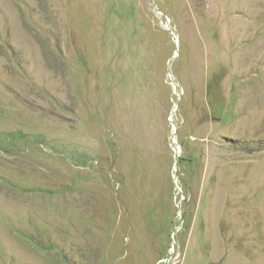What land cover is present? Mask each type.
I'll use <instances>...</instances> for the list:
<instances>
[{
    "label": "rangeland",
    "instance_id": "rangeland-1",
    "mask_svg": "<svg viewBox=\"0 0 264 264\" xmlns=\"http://www.w3.org/2000/svg\"><path fill=\"white\" fill-rule=\"evenodd\" d=\"M0 264H264V0H0Z\"/></svg>",
    "mask_w": 264,
    "mask_h": 264
},
{
    "label": "water",
    "instance_id": "water-1",
    "mask_svg": "<svg viewBox=\"0 0 264 264\" xmlns=\"http://www.w3.org/2000/svg\"><path fill=\"white\" fill-rule=\"evenodd\" d=\"M168 31L170 32L169 28H168ZM171 33V32H170ZM175 41V40H174ZM176 136V129L174 128V133H173V139H172V143L174 142V137ZM173 162H174V167L176 165H178L179 163V160H178V154H177V150H173ZM174 184L176 185V176H174L172 178Z\"/></svg>",
    "mask_w": 264,
    "mask_h": 264
},
{
    "label": "trees",
    "instance_id": "trees-1",
    "mask_svg": "<svg viewBox=\"0 0 264 264\" xmlns=\"http://www.w3.org/2000/svg\"><path fill=\"white\" fill-rule=\"evenodd\" d=\"M183 161H184V159H182V158H179V163H180V162H183Z\"/></svg>",
    "mask_w": 264,
    "mask_h": 264
}]
</instances>
